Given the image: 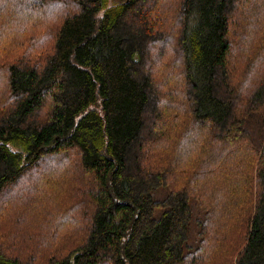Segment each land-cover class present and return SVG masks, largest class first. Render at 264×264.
Listing matches in <instances>:
<instances>
[{"label": "trees", "instance_id": "1", "mask_svg": "<svg viewBox=\"0 0 264 264\" xmlns=\"http://www.w3.org/2000/svg\"><path fill=\"white\" fill-rule=\"evenodd\" d=\"M0 264H264V0H0Z\"/></svg>", "mask_w": 264, "mask_h": 264}]
</instances>
